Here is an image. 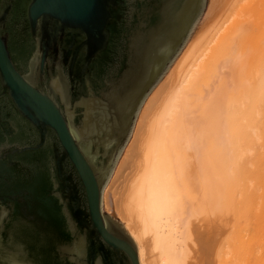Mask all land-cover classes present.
I'll return each instance as SVG.
<instances>
[{"label":"water","instance_id":"95a60500","mask_svg":"<svg viewBox=\"0 0 264 264\" xmlns=\"http://www.w3.org/2000/svg\"><path fill=\"white\" fill-rule=\"evenodd\" d=\"M207 0H0V264H140L103 191Z\"/></svg>","mask_w":264,"mask_h":264},{"label":"bare ground","instance_id":"6f19581e","mask_svg":"<svg viewBox=\"0 0 264 264\" xmlns=\"http://www.w3.org/2000/svg\"><path fill=\"white\" fill-rule=\"evenodd\" d=\"M212 1L150 93L103 191L135 239L140 264H264V0H244L263 6L248 15L249 28L247 4L236 0L241 12ZM220 6L231 13L218 22ZM241 30L237 45L231 39ZM217 210L233 214L231 231L230 219L216 229Z\"/></svg>","mask_w":264,"mask_h":264},{"label":"rangeland","instance_id":"374dc122","mask_svg":"<svg viewBox=\"0 0 264 264\" xmlns=\"http://www.w3.org/2000/svg\"><path fill=\"white\" fill-rule=\"evenodd\" d=\"M230 1H231V8L233 9L234 7H236V6H238L237 4L234 6V3L236 2V0H228V2H226V3H230ZM225 3V2H224ZM226 3H225V5H226ZM212 4H213V1L212 0H207V2H206V6H205V10L203 11L204 13H203V15L201 16V18L199 19V21L197 22V25L195 26V28L193 29V31H192V33H191V35H190V37H189V39H188V41L186 42V44L184 45V47H183V49L181 50V52L179 53V55L177 56V58L174 60V62H173V64L170 66V68L168 69V71H167V73L164 75V77L162 78V80L160 81V83L164 80V78L166 77V75L169 73V71L172 69V67L175 65V63L178 61V58L180 57V55L183 53V51L185 50V48L188 46V44L191 42V40L194 38V36L196 35V33L199 31V29H200V27L204 24V22H205V19L206 18H208L207 16V13H208V11H209V8H210V6H212ZM239 4L240 5H245V4H247V2H245L244 0L242 1V0H240L239 1ZM250 4H252V3H249V5ZM260 4V3H259ZM225 5H221V6H223V7H225ZM248 4H247V6H246V9H243L244 11H243V13H242V17L243 16H245L244 18H246V19H243V24L245 25V26H248V28H249V26H250V23H253V21L251 20V18H253L254 19V16L253 17H249V16H251L250 15V13H253L254 14V10L255 9H258L257 11L260 13L261 11H260V9L259 8H257L258 6L259 7H261L260 5H258V6H256V5H254V6H256V7H254L253 9H252V5L251 6H249ZM220 6V7H221ZM223 7H221L220 8V11H219V13L217 12V19H219L218 20V22L219 21H222V19H224V18H226V16L227 15H229V13H231L230 12V9L228 10V9H225V8H223ZM249 7L251 8L250 10H249ZM263 7V6H262ZM261 7V8H262ZM238 8H239V6H238ZM241 8V7H240ZM235 9H237V7L235 8ZM234 9V10H235ZM248 9V10H247ZM264 9V8H263ZM262 9V10H263ZM237 10H241V9H237ZM246 10V11H245ZM233 11V10H232ZM235 12L236 13H238L236 10H235ZM241 12H242V10H241ZM256 12V11H255ZM258 12H256L255 14V16L258 18V16H257V14H258ZM245 13H247L246 15H243V14H245ZM240 15H241V13H240ZM249 15V16H248ZM248 16V17H247ZM239 18L241 17V16H238ZM247 18H250V23H249V19H247ZM241 20H242V18H241ZM246 22H248V23H246ZM246 23V24H245ZM252 25H254V23L252 24ZM244 28V27H243ZM251 28V27H250ZM245 29H246V31H248L249 29H247V27H245ZM251 30V29H250ZM244 32H242V30H241V33H239L238 31V33L237 32H234V34L233 35H235V36H232V37H234L233 39H231V41L234 43L235 41H236V43H237V45L240 43V42H242V38L244 37V36H246V34H244V33H246L245 32V30H243ZM244 34V36H242L243 34ZM241 35V36H240ZM248 35V34H247ZM235 39V40H234ZM241 39V40H240ZM243 39H245V38H243ZM248 39H250V37H249V35H248ZM234 40V41H233ZM230 42V41H229ZM231 42V43H232ZM232 43V44H233ZM159 83V84H160ZM158 84V85H159ZM157 85V86H158ZM156 86V87H157ZM156 87L154 88V90L156 89ZM153 90V91H154ZM153 91L151 92V94L153 93ZM150 94V95H151ZM149 95V96H150ZM149 96L147 97V99L145 100V102H144V104H143V106H142V108H141V110H140V113H139V116L142 114V111H143V107L145 106V104H146V102H147V100H148V98H149ZM139 116H138V118H139ZM137 121H138V119H137ZM136 124H137V122H136ZM136 126V125H135ZM134 130H135V128H134ZM134 134H135V132L133 131V134H132V136H131V138H130V140H129V142H128V144H127V146H126V148H125V150H124V152H123V154H122V156H121V158L119 159V162L121 161V159L126 155V153H127V147L131 144V142L133 141V137H134ZM125 154V155H124ZM119 162H118V164H119ZM118 164H117V166H116V169H115V171H114V173H113V175H112V177H111V179H110V181L108 182V184L106 185V187H105V189L107 188V186L109 187V185H111L112 183H113V181L115 180V177H116V174H117V170H118ZM128 172V171H127ZM123 190H125V188L123 187ZM105 198H104V194H103V211L106 213V214H108L109 216H111L113 219H115L117 222H119L122 226H123V222H122V219H121V216L120 215H116V217L115 216H113L112 215V210L108 207V205H106L105 204ZM216 215H217V217L218 218H216V221L218 222V223H216V229L218 228V229H222L224 226H225V223L228 221V219H230V221H229V225H228V223H226L227 224V226H228V230H232V222L234 221V219H233V214L229 211V212H224V210L223 211H220V210H217L216 211ZM227 219V220H226ZM122 222V223H121ZM218 225V226H217ZM124 227V226H123ZM231 233V232H230ZM230 233L228 232H226L223 236H221V240H220V247H223V246H227V243H226V241H227V237L230 235Z\"/></svg>","mask_w":264,"mask_h":264}]
</instances>
